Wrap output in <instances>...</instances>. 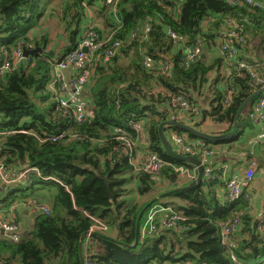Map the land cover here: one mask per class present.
<instances>
[{"label": "trees", "instance_id": "1", "mask_svg": "<svg viewBox=\"0 0 264 264\" xmlns=\"http://www.w3.org/2000/svg\"><path fill=\"white\" fill-rule=\"evenodd\" d=\"M97 1L101 0H61L59 23L66 26L68 44L56 53L49 49V37L43 30L42 20L50 8L48 0H0V67L6 62L12 65L11 70L0 73V165L11 180L21 171L37 168L40 176L31 174V185L9 188V194L22 192L24 200L37 202L49 210V214L37 212L34 230L22 233L18 242L0 235L2 264L18 261L81 264V237L97 225L96 221L106 228L97 232L132 245L142 209L152 199L172 191L178 181L173 167L194 168L169 156L159 135L160 125L177 117L180 110L177 99L183 98L189 107L188 113H182L177 121L203 132L202 125L210 120L213 125H225L227 128L221 132L225 134L233 129L239 108L257 89L248 71L235 65L230 67L229 76L219 74L209 81L208 75L217 73L215 69L225 59L216 57L208 64L202 54L206 48L217 45L225 30L233 29L226 19L234 18L238 23L234 31L247 40V44L238 47L243 53L239 60L252 67L263 63L261 8L245 4L229 6L227 0H120L122 24L116 25L120 26L116 29L109 7L101 1L98 12L104 16V24L116 32L112 40L122 42L123 46L116 57L102 64L100 59L108 49L104 46L89 64L92 76L84 90L88 117L78 123L71 107H60L51 85L55 64L78 47L82 25L89 20L87 8L94 7ZM51 11L54 12L49 18L57 15V9ZM94 29L102 40L108 38L98 27ZM145 30L148 40L141 42ZM169 31L184 37V46L201 44L203 53L185 66L184 48L174 45L167 36ZM134 33H138L135 39ZM18 46L42 51L15 65L13 52ZM140 49L146 50L144 57L155 64H145ZM124 60L128 64L122 63ZM159 62L168 63L167 73L162 74ZM259 72L264 77V69ZM203 90L209 95L208 107H203L198 98ZM227 95L230 101L225 104ZM251 105L243 113L234 138H242L245 128L256 127L246 117ZM131 122L142 127L141 134ZM164 132L175 151L182 155L187 154L175 146L170 134L201 141L176 127H165ZM142 134L146 136L147 152L158 154L167 163L159 174L136 170L142 162L137 151L139 145L136 148L134 144ZM207 134L214 136L220 132ZM232 139L218 143L202 141L222 163L239 154L252 163L255 158L251 150L242 148L236 155L224 151L227 155L223 157L219 149ZM209 169L213 172L210 165ZM215 172L214 180H203L194 189L160 200L151 207L171 208L181 214L186 219L185 231L162 230L157 216V232L141 235L135 250L91 235L84 241V264H234L221 234L224 225L236 219L237 214L242 221L235 235L238 259L246 264H264V225L260 227L259 221L252 217L244 196L236 203H222L218 193L226 182L223 183L221 172ZM104 178L111 182L113 200ZM133 178L136 187L130 192L128 185ZM1 185L6 186L0 177ZM20 220L19 215L15 216L19 225Z\"/></svg>", "mask_w": 264, "mask_h": 264}, {"label": "built area", "instance_id": "2", "mask_svg": "<svg viewBox=\"0 0 264 264\" xmlns=\"http://www.w3.org/2000/svg\"><path fill=\"white\" fill-rule=\"evenodd\" d=\"M103 2L109 7L110 16L112 14L114 25L116 29H119L122 24V19L119 15L118 5L120 0H103ZM229 6H237L241 4L252 6L253 8H261L264 10V4L257 3L255 0H227ZM226 23L229 27L233 29L230 31H226L221 35L220 39V46L219 51L221 56L224 57L225 62L227 64H231L232 66H237L239 69H243L248 71L250 75V79L252 84L257 89L254 91H260V95L257 100L251 105L246 111V117L250 122L256 124V126H264V77L263 74L259 72V70L263 71L264 69V62L258 64L256 66H249L239 58L243 55L241 49L238 50L239 46H244L247 44V40L244 36L240 33L234 31L237 26L236 19H226ZM86 27V31L84 37L78 47L73 50L72 52L68 53L63 59L55 64L54 68V82L51 85V89L53 91H59L60 97L58 98V102L61 108H72L73 109V116L78 123H83L86 121L88 117L87 111V101L83 98V92L86 89L87 85L90 83V79L92 76V72L89 69V64L94 61L97 52L100 51L104 46L108 47L105 50L104 56L100 59L102 64H107L109 61L116 57L120 50L122 49V42L116 40H112V36L108 37L106 40H102L100 35L94 27ZM167 36L171 38L174 45L180 46L184 52V65L189 66L190 63L195 61L197 57H199L203 53L204 47L201 44H198L194 47L184 46L186 44V39L174 32L169 31ZM134 39L138 37V33H134L132 36ZM143 41L145 42L148 40V36L146 30L141 35ZM83 49H87V53L83 52ZM146 50L140 49L139 53L144 57L146 55ZM15 65L21 63L22 59L24 58V48L22 46H18L17 49L13 52ZM144 63L150 64L151 60L148 57H144ZM161 71L162 74H165L169 71L168 63L161 62ZM77 68V74L73 77H67L64 72L71 68ZM12 65L9 62L4 63L0 67V73H4L6 71L11 70ZM56 85L58 88H56ZM74 91H73V90ZM81 95V97H78ZM231 95V94H229ZM229 95L225 100V104H228L230 99ZM177 105L179 106V113L177 117L173 118V121H177V118H180L182 113H188L189 107L187 103L184 101L183 98L177 99ZM133 125L134 129L137 133H142V127L140 125L134 124V122L130 123ZM56 141V140H54ZM173 141L177 148H179L186 156H192L201 161V163L205 167L204 172V180L211 181L214 180V175L211 169H209L210 160L215 156V152L211 150L204 142L200 141H191L188 139L187 135H173ZM130 143V142H129ZM255 145L259 144L264 148V129L262 127V131L255 136L253 141ZM135 145V144H134ZM129 146H132L129 144ZM140 168L136 170H143L150 174H159L164 166L167 165L165 161H163L160 156L153 152L144 153V155L140 158ZM256 163H252V165L246 170L244 179H232L227 183V196L226 200L228 202H238L244 195L245 189L251 185L257 175ZM175 172L178 173L180 178H189L195 180L197 174V168H188L185 166H174L173 167ZM33 173H37L40 176V172L36 168H28L27 170L21 171L18 173L15 179L8 181L4 179L7 184H20V185H31L29 178L30 175ZM6 174V169L0 165V175L4 178ZM247 198V196L245 195ZM245 198V199H246ZM37 211H40L45 214H49V210L40 205L38 203L33 204ZM19 206H16L15 209H18ZM14 208L6 213V218L0 217V235L7 237L9 240L13 242H18L21 237V228L20 225L16 223L14 218ZM163 213L165 216L164 222L162 221L161 227L166 229H172L176 232H183L187 229V227L183 224L186 219L181 215L175 213L171 208H164V207H155L151 209L144 220L142 221L141 225V235H151L155 231H157V227L155 225L156 218L158 214ZM160 217V216H158ZM264 223V218L262 220ZM97 225L94 226L90 232H97V231H106L104 225H102L99 221H96ZM157 224V223H156ZM160 227V228H161ZM241 227V220L240 217L229 221L224 225L223 232H222V241L224 245H226L229 249V253L231 256V260L234 264H246L245 262L238 259L235 251L238 249V242L234 238V234L239 231ZM1 232H4L2 234ZM90 236V235H89ZM2 264V263H0ZM189 264V263H187Z\"/></svg>", "mask_w": 264, "mask_h": 264}, {"label": "crops", "instance_id": "3", "mask_svg": "<svg viewBox=\"0 0 264 264\" xmlns=\"http://www.w3.org/2000/svg\"><path fill=\"white\" fill-rule=\"evenodd\" d=\"M48 1H49V5H51L54 0L53 1L48 0ZM100 2L101 1H97L95 3L94 7H90V9L88 10L91 12L90 24L91 23L93 25L97 24L98 27L101 28L102 32H104V35L108 36V35H106L107 26L104 24V22L103 23L101 22V20H103L104 16H101L100 13L98 12V8H99L98 3H100ZM54 19H56V18H53V20ZM56 25L61 26L62 24L59 23V20H58L56 22ZM51 27L52 26L47 25V27H44V29H43V30H46L45 34L49 37V41H50V38L52 36ZM83 34H84V27L82 25V29L80 31V34L78 35V38H77L78 45L80 44V42L83 39ZM58 38H59V40H64L66 45L68 44L67 43L68 37L66 38L64 36H59ZM53 49H55V44H54V48L52 47L51 50H53ZM55 50H57V49H55ZM202 55H203L202 57L207 60L208 64H211L216 57L221 58V53H220L219 47L217 45L215 47H210L208 49L206 48V51ZM223 67L224 66H221L218 69L221 74H223ZM64 74L69 78L73 77L75 74H77V68L71 67V68L67 69L64 72ZM54 93L57 96L56 100L58 101L59 100L58 98L60 97L59 91H56V92L54 91ZM78 97H81V95H78ZM83 98H84V92H83ZM87 104H88V102H87ZM87 110H88V105H87ZM262 127L264 129V126H258V127L256 126L255 128H250V127L245 128L244 132H243V133H245L244 136L248 135L245 142H242L240 140L241 138L238 139V137H237V138H233L232 142L229 145L223 146L222 148L220 147V149L218 148L219 150H222L221 152L223 153V157L225 155H227V154H225L224 151L230 150L231 154L236 155L238 152V149L241 147L245 151L251 150V152H252L251 154L255 158L254 161H252V163H256V166H257L256 167L257 175H256L254 181L251 183V185L245 189V195L247 196V198L245 197V195H244V197L246 198V200L249 201V205H250V209H251L250 214L252 215L253 218L257 219V221H259L260 224H264L262 222V220L264 218V176H262V174H261V173H264V149L261 148L259 145H253L254 144L253 141L255 139V136L262 131ZM226 128L227 127L225 125H217V126L215 124L213 125L211 123V121L208 120L205 124L202 125L201 129L203 130V133H206V134H207V132H210V133L220 132V134L214 135V136H219V135H224L221 132L224 131ZM253 131H254V134H252ZM208 135L213 136L211 134H208ZM170 137L173 138V135L170 134ZM145 141H146V136L144 134H142L139 142H136V144H135L136 148L139 145V149L137 150L139 152V154H141V156H139V158H141L144 155V153H146V151H147L146 148L144 147V145L146 144ZM200 142H203V141L201 140ZM218 149H214V150H218ZM234 158L235 159L229 160L228 163L227 162L222 163L219 159L213 157L209 163L210 167L213 169V172H214L213 174L216 176L215 171L221 172L222 181H223V183L226 182V185L224 186V188H220L219 193H218L219 198L222 199L223 204H225V203L231 204L232 203V202H228L226 200L227 183L229 181H231L232 179L243 180L245 173H246V170L252 165V163L249 164V162H246L244 154L236 155ZM138 162H139V160H138ZM0 177H1V175H0ZM197 177H198V175L196 174V178ZM1 179L6 186L1 185V187H0V217L6 218V213L8 211H10L12 208H14V211H15L14 218H15V216L19 215V217L21 219L19 222L20 228H22L21 227V224L23 222L22 220H24V223L27 224L28 228H29V224H31L32 229L30 231H28V233L30 234L34 230L35 217H36L37 212H38L37 209L35 208V206L33 205L34 202L29 203L28 201H30V200L28 199V200H24L21 204H16L15 202L8 203L6 198L13 195V194L12 195L9 194L10 193L9 188L13 189V187H9L10 184H7L4 181V179H6L8 181H11V179H9L8 174H5L4 178L1 177ZM193 181H194L193 179L180 178L179 177L178 181L173 186L172 190L187 187ZM11 185H13V184H11ZM22 186H26V185H22ZM135 187H136V179L133 178L128 185V189L130 192H134ZM1 202H3V203H1ZM234 203H236V202H234ZM16 206H19V208L15 209ZM158 216H160L159 219L161 220V222L165 221L164 220L165 216L163 215V213L158 214ZM237 217H238V214L236 216H234V218H237ZM241 227H242V221H241ZM241 227H240V229H241ZM163 229L164 228L162 227V230ZM157 230H158V227H157ZM22 233H23V231L21 229V234ZM235 235H236V233L233 235L234 238H235ZM221 240H222V236H221ZM223 245H224V243H223Z\"/></svg>", "mask_w": 264, "mask_h": 264}, {"label": "water", "instance_id": "4", "mask_svg": "<svg viewBox=\"0 0 264 264\" xmlns=\"http://www.w3.org/2000/svg\"><path fill=\"white\" fill-rule=\"evenodd\" d=\"M42 50L41 49H35L34 51H29L27 49H24V58L27 59L28 57H30L31 55H36L38 52H41ZM83 52L87 53V49H83ZM260 91H257L255 93H253L251 96H249L247 98V100L242 104V106L239 108L238 112H237V115L235 117V124H234V127L233 129L229 132V133H226L224 135H219V136H210L206 133H203L201 131H198L197 129H195L194 127L190 126V125H187L185 123H182L180 121H168V122H164L160 125L159 127V135H160V139H161V142H162V146H163V149L165 150V152L183 162V163H186V164H189V165H193L195 168H197V175L198 177L187 187H184V188H180V189H175V190H172V191H169V192H166V193H163L161 195H159L158 197L152 199L149 203H147L145 205V207L142 209V211L140 212V214L138 215V218H137V223H136V236H135V241L132 245H128V244H125V243H122V242H119L111 237H108L104 234H100V233H97V232H87L85 233L82 237H81V240H80V243H79V254H80V261H81V264H84V249H83V246H84V241L85 239L90 235H95V236H98L100 237L101 239H104L110 243H113L115 245H118V246H122V247H125V248H128L130 250H135L137 248V246L139 245V242H140V239H141V223H142V220H143V217L144 215L148 212V210L154 205L156 204L157 202H159L160 200H163L165 198H168L170 196H173V195H176L178 193H182V192H186L188 190H192L194 189L195 187H197L198 185H200L202 182H203V177H204V172H205V167L204 165L201 163V161L195 157H192V156H186V155H182V154H179L178 152L175 151V149L173 148V146L171 145L170 141L168 140V138L166 137L165 135V132H164V128L165 127H176V128H179L181 130H183L185 133H188V134H191L193 136H195L196 138L200 139V140H205V141H209V142H212V143H218V142H223V141H226V140H229V139H232L234 138L238 132H239V128H240V119L243 115V113L245 112V110L251 105V103L253 101H255L259 95H260ZM104 181L108 187V191L110 193V197L111 199L113 200L114 199V194L111 192V182L107 179V178H104ZM2 234H4V232H1Z\"/></svg>", "mask_w": 264, "mask_h": 264}, {"label": "rangeland", "instance_id": "5", "mask_svg": "<svg viewBox=\"0 0 264 264\" xmlns=\"http://www.w3.org/2000/svg\"><path fill=\"white\" fill-rule=\"evenodd\" d=\"M51 1H53V0H51ZM56 1V2H55ZM101 1H103V0H101ZM260 4H264V0H262V1H260L259 2ZM60 4H61V0H54L53 2H52V4L50 5V8H49V10L47 11V13H46V15H45V18L42 20V22H43V26L44 27H47V25H49V26H52L51 27V29H52V32H51V34H52V36H51V38H50V41H49V49L51 50L52 49V47L54 48V44H55V49H57V50H55V49H53L56 53H59L64 47H65V45H66V43L64 42V40H59V36H64V37H66L67 38V35H66V32H65V27L63 26V25H61V26H57L56 25V22L59 20L60 21V17H59V15H61L60 14V8H59V6H60ZM51 9H57V15L56 16H54L53 18H56V19H54L53 20V18H49L50 17V13H53L54 11H51L50 12V10ZM90 9V7L89 8H87V11ZM179 11H180V6L179 7H177V13H179ZM90 16H91V12L90 11H88V19L89 20H87V21H85L84 23H83V27H84V34H85V31L87 30L86 29V27L88 26V25H90L89 27H94V28H96V27H98V25L97 24H90ZM58 19V20H57ZM103 21H105V18L103 17V20H101V22L103 23ZM88 22V23H87ZM87 23V24H86ZM99 28V27H98ZM99 29H101V28H99ZM107 30V33H106V35H108V36H106V37H113L114 36V34L116 33V32H112V29H110L109 27H107L106 28ZM113 33V34H112ZM84 34H83V37H84ZM110 34H112L111 36H109ZM217 45H218V47L220 46V42H217ZM75 50V49H74ZM122 63H124V64H128V62L126 61V60H124ZM160 63L161 62H159L158 64L160 65ZM151 64H155L154 62H151ZM231 64H233V63H231ZM230 63L229 64H227L225 61L223 62V64L221 65V66H224L223 67V74H221L220 72H219V70H217V69H215V71L217 72V73H214V72H212V73H210L209 75H208V79H209V81H211L212 79H214V78H216L219 74H220V76H222V77H227V76H229L231 73V68L230 67H232V65H231ZM221 66H219V67H221ZM219 69V68H218ZM212 82V81H211ZM207 87H208V84H207ZM201 97H198L199 99H200V102L202 103V105H203V107H208V104L206 103V100L208 99V92H207V90H203L202 92H201ZM252 134H254V131L252 132ZM247 136L248 135H245V136H243L240 140L242 141V142H245V140H246V138H247ZM251 145V144H250ZM253 145H255V144H253ZM257 145H259V144H257ZM252 146V145H251ZM242 148V147H241ZM250 148V147H249ZM243 149V148H242ZM134 162H138V161H135V159H134ZM262 174V176H264V173H261ZM18 186H22V185H20V184H13L12 185V187L13 188H17ZM21 189V191H23L24 189L23 188H20ZM38 200H40L39 198H38ZM24 201V199H23V194H22V192H17V193H15V194H13L12 196H9L8 198H7V202L8 203H13V202H15L16 204H21L22 202ZM34 203H37V202H34ZM147 213H149V212H147ZM146 213V214H147ZM145 214V215H146ZM23 222H22V224H21V229H22V231H23V233L25 232V233H28V231H30L31 229H32V226H31V224H29V228L27 227V224H25L24 223V220H22ZM33 221V220H32ZM156 232V231H155ZM107 236V235H106ZM15 264H20V262L18 261V262H15Z\"/></svg>", "mask_w": 264, "mask_h": 264}, {"label": "clouds", "instance_id": "6", "mask_svg": "<svg viewBox=\"0 0 264 264\" xmlns=\"http://www.w3.org/2000/svg\"><path fill=\"white\" fill-rule=\"evenodd\" d=\"M4 134H5V133H4ZM36 169H37V168H36ZM39 172H40V171H39ZM49 179H50V178H49ZM33 204H34V203H33ZM156 207H158V206H156ZM160 207H161V206H160ZM151 209H153V208H151ZM151 209H150V210H151ZM150 210H148V212H149ZM144 217H145V215H144ZM144 217H143V219H144ZM142 221H143V220H142ZM141 225H142V223H141ZM263 225H264V224H261L260 227H262ZM260 227H259V229H260ZM97 233H99V232H97ZM100 234H101V233H100ZM186 264H187V263H186ZM189 264H190V263H189Z\"/></svg>", "mask_w": 264, "mask_h": 264}]
</instances>
